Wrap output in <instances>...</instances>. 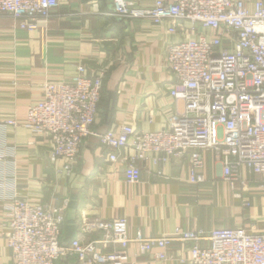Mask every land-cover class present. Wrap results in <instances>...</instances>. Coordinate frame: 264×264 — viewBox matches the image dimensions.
I'll list each match as a JSON object with an SVG mask.
<instances>
[{
  "label": "built area",
  "instance_id": "obj_1",
  "mask_svg": "<svg viewBox=\"0 0 264 264\" xmlns=\"http://www.w3.org/2000/svg\"><path fill=\"white\" fill-rule=\"evenodd\" d=\"M113 0L119 18L148 19L166 25L181 40L169 48L166 69L175 78L169 93L184 104L166 129L140 132L131 124L96 133L105 68L80 65L70 81L43 84L42 99L30 105L24 128L51 142L50 161L72 171L86 141L95 136L108 151L106 161L124 165L128 184L141 181L142 163L162 169L189 156V181L205 177L204 153L213 152L222 178L234 188L246 171L264 193V0ZM60 0H0V18H13L25 31L46 27ZM7 125L20 126L15 120ZM252 207L248 199L241 210ZM7 246L13 264H57L76 257L79 264H137L128 254L153 253L166 260L173 244L188 247L185 264H264V229L245 226L185 230L162 237H131L128 220H81L80 236L66 242L63 209L14 197L5 212Z\"/></svg>",
  "mask_w": 264,
  "mask_h": 264
},
{
  "label": "crops",
  "instance_id": "obj_2",
  "mask_svg": "<svg viewBox=\"0 0 264 264\" xmlns=\"http://www.w3.org/2000/svg\"><path fill=\"white\" fill-rule=\"evenodd\" d=\"M154 0L140 1L150 7ZM166 25L148 19L119 18L113 0H60L59 8L42 29L25 31L8 16L0 18V264H13L7 246L5 212L14 197L63 209V237L80 236L81 220H128L131 237H162L185 230L235 228L264 229V193L246 171L232 188L222 178L213 152L204 153L205 180L189 181V156H179L162 169L142 163L138 184L125 181L124 165L106 161L108 151L91 136L72 171L67 162L50 161L51 142L22 125L28 107L42 99L43 84L70 81L85 65L105 68L96 133L119 131L131 124L140 132H157L184 104L170 96L175 78L167 72L169 48L181 40ZM15 120L20 126L6 124ZM244 199L252 207L241 210ZM128 254L137 264H185L188 247L173 244L166 260L153 253ZM57 264H79L70 256Z\"/></svg>",
  "mask_w": 264,
  "mask_h": 264
}]
</instances>
